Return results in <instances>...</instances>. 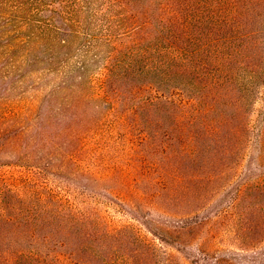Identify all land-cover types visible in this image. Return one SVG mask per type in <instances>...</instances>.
Segmentation results:
<instances>
[{"label": "trees", "instance_id": "obj_1", "mask_svg": "<svg viewBox=\"0 0 264 264\" xmlns=\"http://www.w3.org/2000/svg\"><path fill=\"white\" fill-rule=\"evenodd\" d=\"M126 1L137 5L133 20H141L138 29L159 46L168 42L169 52L157 64L151 59L155 48L121 54L103 80L111 86L120 83L115 88L120 102L113 108L100 105L103 114L97 120L88 112L94 96L83 77L87 70L81 68L72 102L53 106L54 92L29 129L0 130V264H264V184L250 187L233 175L228 178L229 164L222 158L214 162L210 179L198 168L202 154L197 148L195 157L176 148L184 134L189 133L193 143L203 132L210 138V116L191 107L203 99L193 90L209 92L208 78L215 87L224 79L222 85L238 88L243 113L233 129L230 154L239 143L244 150H256L253 162L264 160V136L255 132L250 120L256 103L264 100V0ZM14 2L20 3L14 12L24 18L35 5L45 6V0L2 3ZM54 11L51 21L57 17L62 23L56 35L68 21ZM29 28L31 39L46 35L40 26L36 34L34 26ZM194 41L197 48H192ZM37 59L34 56L32 63ZM30 66L31 60L26 68ZM65 77L61 87L68 89L66 81L74 75ZM180 78L189 88L179 84ZM110 118L117 121L109 127ZM119 126L132 137L136 150V139L144 136L142 152H151L144 189L138 180L127 182L120 164L104 162L116 149L113 143L127 138L115 135ZM102 146L107 152L95 163L94 149ZM184 166L193 174L179 175ZM105 180L126 191L127 203L96 188ZM209 184L216 200L210 215H200L193 206ZM220 194L224 197L217 202ZM208 195L204 192L203 197ZM184 203L191 205L180 210ZM113 212H130L128 222L111 224ZM209 222L210 255L188 246L197 229ZM226 234L232 235V243L222 248L220 239Z\"/></svg>", "mask_w": 264, "mask_h": 264}, {"label": "rangeland", "instance_id": "obj_2", "mask_svg": "<svg viewBox=\"0 0 264 264\" xmlns=\"http://www.w3.org/2000/svg\"><path fill=\"white\" fill-rule=\"evenodd\" d=\"M3 1L0 0V130H10L15 127L29 129L33 124V117L38 114L54 92L56 101L53 106H55L54 104L72 102L77 96L78 90L75 83L78 81V71L81 68L87 70L83 77L87 80V85L90 86L94 96L93 104L88 112L93 114L91 115L93 120H97L103 114V112L100 113V105L106 103L108 107L113 108L114 106L118 107L117 104L120 102L115 92L116 86H119L120 83H114L111 86L104 84L103 80L107 70L114 66L121 54L155 48L156 56L151 59H156L157 64L162 61L159 57L169 52L167 51L170 46L168 42L161 41L162 45L159 46L150 39L151 35L148 36L147 31L144 32L142 28L138 29L141 20H133L137 5L128 4L126 0H57V3H54L55 0H45L41 3L45 4L44 7L37 6L39 4L35 5L26 18L20 13L14 12L19 11V2L7 5L2 3ZM55 9L62 12L60 16L68 21L61 33L59 31L56 35L54 34L56 27L62 23H60L61 19L57 17L51 21V16H56ZM55 20L58 22L56 23ZM48 21L49 24H52L51 26H48ZM30 26H34L37 30L38 26L42 27L46 34L45 37L36 35H34V39L27 37L31 30ZM38 32L40 31L38 30L34 34ZM54 36H57L58 40H55ZM194 44L192 48H197L199 45L196 41ZM60 46H63L61 51ZM34 56H38L37 63H32ZM30 60L32 66L26 68ZM159 66L162 65H158V70ZM64 75L66 77L74 75V80L66 81L69 84L68 89L61 87L63 83L61 79ZM207 81L210 84L209 92H197V88H194L193 94L198 93L197 96H203V99L199 104H191V107H194V112L197 110L202 113L201 116H206V114L207 117L210 116L208 120V122L210 121V138H206L207 135L203 132L197 142L193 143L192 137H187L189 133L184 134V136L186 135L184 141L176 148L179 152L193 155V157H195L194 151L197 148L199 155L202 154L199 157L198 168L209 175L210 179L214 174V170H212L214 162H220L222 158L229 164V168L231 167L227 170L228 178L233 175L242 185H250V187L264 184V168L260 166L263 165L264 160L258 159L253 162L252 157L253 154L256 155V150L254 151L252 146L244 150L241 144L237 143V150L234 154H230L234 141H232L234 139L233 129L243 120L242 103L239 99L241 94L238 88L233 85H222L224 79L218 80L219 86L217 87L212 84L210 78ZM178 82L189 88V85L185 84V78H180ZM208 94H210L209 97ZM249 103L253 104V98L249 100ZM253 112L250 115V120L255 132H260L264 136L263 99L262 102L256 103ZM71 113L73 112L71 111ZM116 121L117 119L112 121L110 118L108 126L110 127ZM70 123L72 128L76 127L74 118H70ZM119 127L120 130L116 131L115 135L121 133L127 138H123V141L118 144L113 143L116 149L114 152L111 151L109 156L111 161L104 162L120 164L125 170L127 182L138 180L144 189L145 183H142V178L149 172L145 163L152 161V157L149 156L151 152L149 150L142 152L141 142L144 136L140 135L136 139L139 147L136 150L132 144V137L125 133L123 127ZM109 129L107 128L108 131ZM111 131L113 132V130ZM236 135L235 138L241 137L239 129L236 131ZM88 141H92V138ZM110 143V150H112V142ZM94 152L97 154L93 157L96 163L98 162L96 159L101 154H106L107 150L102 146V148L96 147ZM163 159L166 160V158ZM250 163H252L251 170H249ZM188 170L184 166L179 175L188 173L192 175L193 171L189 170L188 172ZM208 171L210 173H207ZM225 178L227 175L224 176ZM89 179L91 180V178ZM114 184L111 180H105L96 188L101 192L103 190L111 191L122 202L127 203L126 191L117 188ZM210 184L208 190L205 189L202 192L203 195L198 196L199 201L195 202L193 212H201L200 215H206L209 212L210 215V207H212L210 204L216 200L215 195H212L216 190L213 191V186ZM113 188L115 190H112ZM204 192L209 193L207 199L203 197ZM195 197L197 198V196ZM222 197H224L223 194H220L217 202ZM192 202L194 201L192 200ZM196 204L198 205L196 206ZM190 205L184 203L180 210L189 208ZM207 205H209L208 209L204 213L203 209ZM129 214L130 212L128 216L113 212L114 218L111 220V224L118 226L126 224ZM232 238L230 234L223 235L220 239L221 247L230 246ZM189 244L188 246H192V248L209 251L210 255V222L197 229L195 237L190 240ZM181 260L183 261V258ZM182 261L180 262L182 263Z\"/></svg>", "mask_w": 264, "mask_h": 264}]
</instances>
